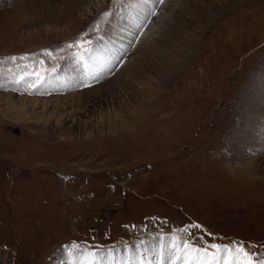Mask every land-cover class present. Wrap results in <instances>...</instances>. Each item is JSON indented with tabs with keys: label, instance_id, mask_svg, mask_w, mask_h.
Returning a JSON list of instances; mask_svg holds the SVG:
<instances>
[{
	"label": "rangeland",
	"instance_id": "rangeland-1",
	"mask_svg": "<svg viewBox=\"0 0 264 264\" xmlns=\"http://www.w3.org/2000/svg\"><path fill=\"white\" fill-rule=\"evenodd\" d=\"M43 1L0 0V264L220 254L183 263L184 241L264 260V114L244 105L264 85V0ZM66 60L77 77L45 83ZM84 60L107 70L81 80ZM251 127L262 145H236Z\"/></svg>",
	"mask_w": 264,
	"mask_h": 264
},
{
	"label": "bare ground",
	"instance_id": "bare-ground-1",
	"mask_svg": "<svg viewBox=\"0 0 264 264\" xmlns=\"http://www.w3.org/2000/svg\"><path fill=\"white\" fill-rule=\"evenodd\" d=\"M36 2H38V0H36ZM32 3H35V2H32ZM77 0H44L43 1V6L42 7H47L48 6V9L47 10H49V11H51V10H53V9H55V5H58V4H60L61 6H62V8H63V10H67V9H69V7L72 5V4H76L77 5ZM30 5V4H29ZM28 5V6H29ZM22 6H24L25 7V5H23V3H22ZM38 6V5H37ZM23 7V8H24ZM72 7V6H71ZM131 7V6H130ZM61 8V9H62ZM27 9H28V7H27ZM42 10H43V8H42ZM46 10V11H47ZM62 10V11H63ZM28 11V10H27ZM48 12V11H47ZM123 16L124 17H117L116 18V22L114 23V24H117V23H120L121 21H125L127 18H128V14L126 13V14H123ZM117 30H120V27L117 29ZM96 43V42H95ZM103 46H104V39H103V41H99V43H97V44H95V46H94V48H92V51L90 52L92 55H96L97 54V51L98 50H101L102 48H103ZM86 56V55H85ZM87 58V57H86ZM85 59V58H84ZM71 60H66L65 62H64V65L58 70V71H56V73L54 74V75H52V76H49V77H46L45 78V80H44V82L45 83H48V82H51L52 83V86H61L62 84L63 85H65V82H67L68 83V81H66L65 79L66 78H72V77H77V75L76 74H74L75 72H79V69H75L73 72H71V70H70V66H71ZM98 65H99V67H98ZM98 65H96V66H93V64H92V62L91 61H86V60H84V63H83V66L85 67V76H83L82 77V79L81 80H84V78H87V77H91V76H93V75H97V74H99L101 71V68H103V70L105 71V70H107V67L106 66H104V65H101V64H98ZM98 67V68H97ZM125 68H129V65L127 66H124L122 69H120V72L121 71H123ZM139 69V68H138ZM119 73V72H118ZM117 75V74H116ZM135 76V75H134ZM117 77H119V75L117 76ZM116 77V78H117ZM89 79H91V78H89ZM89 79H87V80H85L84 82H86V81H88ZM70 80V79H69ZM261 81V78L260 79H258V81L257 82H260ZM256 82V83H257ZM54 87V88H55ZM258 87V88H257ZM52 88V87H51ZM53 88V89H54ZM262 89L261 91H260V94H258L259 95V99L256 101L255 100V95H251V97L250 98H248L247 100H245V102H244V105L248 108V109H254L253 110V112H252V114H254V116H256L255 118H257V116H258V118H259V116L261 117V116H263V114H264V85H262V83H261V85L260 86H258L257 84H255V86H254V92L253 93H255V90H257V89ZM51 90V89H50ZM90 89H87V90H85V91H83V93H85V92H90L89 91ZM94 90V89H93ZM93 93V92H92ZM248 93H250V92H248ZM77 94H80V93H75V94H71V95H68V96H58V97H49V98H36V97H34V98H31L32 100H34V101H37V100H41L42 102H46V103H48V101L50 102L52 99L53 100H59V99H61V98H67L66 100H68V103H72L73 102V100H74V96L75 95H77ZM86 94V93H85ZM100 94V93H99ZM22 98H25V97H22ZM79 98V97H78ZM29 99V98H28ZM262 100V101H261ZM63 101V99L61 100V102ZM65 101V100H64ZM40 102V101H39ZM51 102H54V101H51ZM56 102V101H55ZM60 102V101H59ZM57 103V102H56ZM68 103H66V104H68ZM74 103V102H73ZM50 104V103H49ZM53 104V103H52ZM61 104L59 103V106H60ZM248 112V111H247ZM251 113V112H250ZM248 116V115H247ZM246 116V118H247V121L245 122V123H247L248 125H250V126H262L263 127V125L261 124V123H255V122H253V119L251 118V116L250 117H247ZM244 118V117H243ZM254 118V117H253ZM246 124V125H247ZM248 127V126H247ZM252 131H250V130H248V128H246V129H243L241 132H239V137L241 138L240 140H238L239 142L236 144V145H238L239 143H245V142H248V143H251V146H254V147H256V148H258L259 146H261L262 144H261V136H260V132L259 133H257V131L255 132V130H257V129H255V127H251L250 128ZM254 131V132H253ZM262 135V134H261ZM233 137V136H232ZM263 145H264V143H263ZM253 162L254 161H252L251 163L250 162H248L247 164H246V166H248V169L249 168H252V170H253V172L255 173L256 171H257V168H256V164H254L253 165ZM245 166V167H246ZM136 246V245H135ZM134 246V248H129V249H125V250H123V252L124 251H128V252H130L129 254H127V253H125L124 255H130L131 257H132V259H133V254H137L136 256H138V254L139 253H141V252H147L148 253V255L149 254H151V252L152 251H154L153 250V248H146V249H144L143 250V248H137V247H135ZM170 246H173V245H170ZM177 248H179L180 249V253H181V256L183 257V260H181V262H183V263H185V262H187L188 260H191L190 258H193V257H195V256H197L196 255V253L197 252H195L194 251V249H192V248H185L184 247V245H182V244H178V246L176 247V250H177ZM131 249L134 251V253H131ZM172 249H174V248H172ZM141 251V252H140ZM156 251V250H155ZM170 251V250H169ZM178 251V250H177ZM176 251V252H177ZM111 253V252H110ZM146 253V254H147ZM100 255H101V253H99V254H96V256H97V258L98 259H100L99 257H100ZM158 255V254H157ZM87 254L86 255H84L83 253H81V254H74V253H68V255L66 256V254H60V255H57V258H60L61 260H64V261H66L68 264H88V262H89V258H87ZM109 256H110V254H109ZM178 256V255H177ZM92 259H94V258H92ZM140 259V258H139ZM182 259V258H181ZM108 260V259H107ZM158 260H160V259H158ZM165 260H166V258L164 259V262H165ZM104 261V260H103ZM176 261L177 262H179L180 263V260H179V258H177L176 259ZM136 262V261H135ZM176 262V263H177ZM197 263V262H196ZM214 264H215V261L213 262ZM109 264H110V261H109ZM142 264H146V262L144 263H142ZM153 264V263H152ZM161 264V263H160ZM198 264H202L201 262H199ZM208 264V263H207Z\"/></svg>",
	"mask_w": 264,
	"mask_h": 264
},
{
	"label": "snow or ice",
	"instance_id": "snow-or-ice-1",
	"mask_svg": "<svg viewBox=\"0 0 264 264\" xmlns=\"http://www.w3.org/2000/svg\"><path fill=\"white\" fill-rule=\"evenodd\" d=\"M69 47L71 48L72 45H69ZM13 59H15V57H13ZM194 227H199V225H195ZM209 235H211V233H209ZM183 244L185 248L188 247L187 241H184ZM208 248L216 249L220 253V254L215 255V264H241V262L238 260L236 256H231V259L228 258V256L232 252V249L227 244L221 245L218 243H212L210 245H207V247H205L203 250L197 247L195 248V251L198 253L203 251L204 255H207ZM236 251L237 253H243L245 257H249V259L246 261V264H253V260L250 257L257 255V253L251 250L245 251L242 244L236 249ZM255 264H264V260H260L257 258L255 260Z\"/></svg>",
	"mask_w": 264,
	"mask_h": 264
}]
</instances>
